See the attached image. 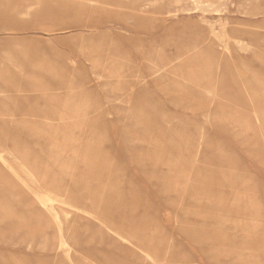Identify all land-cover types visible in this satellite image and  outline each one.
Wrapping results in <instances>:
<instances>
[{"label":"rangeland","instance_id":"1","mask_svg":"<svg viewBox=\"0 0 264 264\" xmlns=\"http://www.w3.org/2000/svg\"><path fill=\"white\" fill-rule=\"evenodd\" d=\"M0 264H264V0H0Z\"/></svg>","mask_w":264,"mask_h":264}]
</instances>
